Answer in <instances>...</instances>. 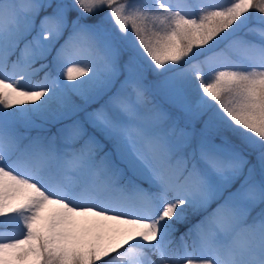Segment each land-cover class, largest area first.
<instances>
[{
	"label": "snow or ice",
	"instance_id": "snow-or-ice-1",
	"mask_svg": "<svg viewBox=\"0 0 264 264\" xmlns=\"http://www.w3.org/2000/svg\"><path fill=\"white\" fill-rule=\"evenodd\" d=\"M0 264H264V0H0Z\"/></svg>",
	"mask_w": 264,
	"mask_h": 264
},
{
	"label": "rangeland",
	"instance_id": "rangeland-1",
	"mask_svg": "<svg viewBox=\"0 0 264 264\" xmlns=\"http://www.w3.org/2000/svg\"><path fill=\"white\" fill-rule=\"evenodd\" d=\"M185 3H188V4H194L195 3V0H191L190 2H185ZM162 102V101H161ZM93 107H95V105H93ZM53 131H54V129H53ZM33 134H35V133H33ZM213 207H214V205H213ZM253 214H255V213H253ZM185 227L182 229H180L179 231H177L176 233H175V236L178 238L180 235H181V233H183L185 230H186V227H187V225H184Z\"/></svg>",
	"mask_w": 264,
	"mask_h": 264
},
{
	"label": "trees",
	"instance_id": "trees-1",
	"mask_svg": "<svg viewBox=\"0 0 264 264\" xmlns=\"http://www.w3.org/2000/svg\"><path fill=\"white\" fill-rule=\"evenodd\" d=\"M191 0H184V2H190ZM185 226L184 225H178L177 228H178V231L182 228H184Z\"/></svg>",
	"mask_w": 264,
	"mask_h": 264
}]
</instances>
